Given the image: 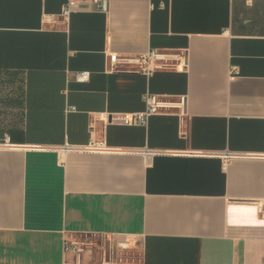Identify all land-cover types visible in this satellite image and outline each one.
I'll use <instances>...</instances> for the list:
<instances>
[{"label": "crops", "instance_id": "obj_1", "mask_svg": "<svg viewBox=\"0 0 264 264\" xmlns=\"http://www.w3.org/2000/svg\"><path fill=\"white\" fill-rule=\"evenodd\" d=\"M67 1L0 0V264H75L76 234L137 240L135 264H264V0L81 1L66 22ZM151 48L187 68L112 69ZM147 92L186 95L184 115L98 118Z\"/></svg>", "mask_w": 264, "mask_h": 264}, {"label": "built area", "instance_id": "obj_2", "mask_svg": "<svg viewBox=\"0 0 264 264\" xmlns=\"http://www.w3.org/2000/svg\"><path fill=\"white\" fill-rule=\"evenodd\" d=\"M86 2L95 7L96 10L102 12L109 11L110 0H68L61 11V16L64 21L68 22L73 11L80 5V3ZM248 3L253 2V0H247ZM189 56L185 50H172V49H159L151 48L142 54L137 55H111V64L112 69L116 71H128V72H142L150 75L157 69H176V70H185L188 66ZM91 76L89 70L80 71L77 73L76 77L78 80L85 81L88 80ZM187 96L178 95L175 97H163L158 94L147 92L144 95L145 108L144 110L128 113V114H110L107 112H102L98 114V118L108 122L111 121H121L126 124H146L149 117L153 114L163 112L165 110L176 109L180 116L185 113ZM10 146L11 143L10 137L6 136L3 140H0V146ZM63 150H75V151H87V152H106L109 150H114L110 147L108 142L103 140H92L84 146H70L66 144ZM117 151H124L128 153L143 154L148 157H151L153 154L157 153L149 150L148 148L143 149H121L118 148ZM225 158L224 166L228 159H231L233 154L227 152L222 155ZM264 203L259 205V208L264 212ZM137 240L129 239L127 237H118L111 236L109 238V247L104 249L103 257L101 259V264H121L123 261V253H127V250L132 247H137ZM72 249L76 253L75 264H81V259L83 253L86 251L85 247L79 242L75 241H66L65 250ZM139 251V250H138ZM130 259V258H129ZM130 261V260H128ZM124 262L125 264H135L140 261V252L139 259L136 262Z\"/></svg>", "mask_w": 264, "mask_h": 264}, {"label": "rangeland", "instance_id": "obj_3", "mask_svg": "<svg viewBox=\"0 0 264 264\" xmlns=\"http://www.w3.org/2000/svg\"><path fill=\"white\" fill-rule=\"evenodd\" d=\"M70 241L79 242L86 249L84 253L89 252L93 257L99 256L100 259L103 257L104 249H108L109 247V239L105 236L76 234L70 239ZM125 251L123 253L124 258L123 261H121V264H125L124 262H135V259L137 262L139 259V251L137 247H132L127 250V253H125Z\"/></svg>", "mask_w": 264, "mask_h": 264}]
</instances>
